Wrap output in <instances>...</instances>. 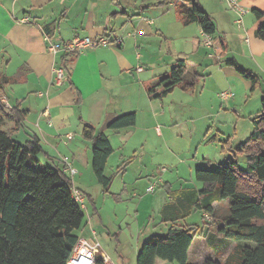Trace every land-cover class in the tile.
Segmentation results:
<instances>
[{"label": "crops", "instance_id": "1", "mask_svg": "<svg viewBox=\"0 0 264 264\" xmlns=\"http://www.w3.org/2000/svg\"><path fill=\"white\" fill-rule=\"evenodd\" d=\"M194 2L199 3L216 24L214 35L220 39L221 46L215 58L209 56L202 44V27L197 22L184 24L178 11L180 4L191 7ZM238 2L246 10L241 22H238L239 14L230 10L223 0H0V74L7 77L0 88V105L8 113L13 108L27 111L23 126L14 132L13 137L24 143L33 134L38 135L44 148L39 159L42 155L52 164L63 168L67 174H72L68 171L70 168L75 169L74 174H77V164L88 165L92 143L84 139L82 130L85 123H90L98 132L109 137L114 148L107 166L117 155V160H122L117 168L128 162L125 170L118 173L112 183L121 177V194L111 192V185L109 193L105 195H114L120 202L124 198L138 199L135 221L132 222L135 223L134 231L133 225L129 224L130 235H134V246H125L117 258L101 248L102 253L115 264H136L138 252L145 240L155 234H167L170 223L163 222L161 210L172 200L168 190L202 188L199 182L193 185L180 183L177 188L174 181L168 180L163 173L158 180L160 186L166 184L163 189L167 193L154 192V195L142 196L138 187L147 191L151 184L149 182L156 177L144 179L142 174H138L139 178H127V173L137 161L136 155L147 151L157 152L160 146L158 142L166 140L169 130L174 129L172 124L176 123V116L180 114L191 116L198 111L207 122L209 118L207 126L210 129L212 125H217L220 134L223 127L229 128L233 124L228 119L233 117H228L230 112L226 108L236 102L233 97L223 102L219 93L231 90L246 95L251 89V82L226 64L228 59L235 58L241 67L257 73L263 81L260 84L261 91L264 90V40L256 35L258 27L264 24V16L258 18L253 12V9H258L264 13V0ZM23 18H28V21L22 22ZM46 26L52 27L53 38L46 35ZM99 35L108 37L112 45L57 53H52L48 47L50 39L66 42L76 37ZM65 53L69 54L66 57L69 73L67 79L57 85L53 82V69L61 67ZM181 59L186 65L183 81L170 93L156 96L164 89L162 85H157L159 80ZM195 74L200 77L195 79ZM153 87L154 93H151ZM131 112L137 114L134 126L109 129L110 122L115 118ZM235 124L238 125V120ZM14 125V120L5 117L4 129L11 130ZM210 129H207L206 134ZM68 134H72L73 138L68 139ZM178 136L186 138L183 133ZM200 136L190 134L186 139L192 141L195 147L202 140ZM228 136L231 139L232 136ZM234 136L237 137V132ZM249 137L250 133L241 138L238 144ZM234 146L232 150L237 148ZM130 151L133 154L127 157ZM168 154L182 164L191 160L217 162L209 160L207 155L200 160L193 156L183 161L179 150L170 146ZM225 157L227 155L224 160ZM64 163L68 166L65 167ZM195 171L189 174H195ZM75 188L84 193L85 210L98 218L99 222H95L104 227L106 223L102 207L98 208L94 197L85 189ZM91 202L96 208L95 213ZM216 202L213 203L214 213L218 212ZM140 210L145 212L147 221H138ZM203 216H206L204 212ZM213 217L208 216L209 222L220 221L217 220L220 217ZM91 218L77 234L79 239L99 241V233ZM188 219L185 222L190 224ZM210 229L214 231L215 224ZM207 231V228L202 230L204 239ZM120 234L114 233L119 244ZM193 243L188 256L196 264H202L209 258L225 263L234 245L231 243L225 251L216 252L208 246L206 239L198 247H194ZM155 264L177 263L158 258Z\"/></svg>", "mask_w": 264, "mask_h": 264}, {"label": "trees", "instance_id": "2", "mask_svg": "<svg viewBox=\"0 0 264 264\" xmlns=\"http://www.w3.org/2000/svg\"><path fill=\"white\" fill-rule=\"evenodd\" d=\"M178 11L184 24L197 22L204 32L215 33L213 18L199 3L194 2L191 7L180 4ZM253 12L258 18L264 16L258 9ZM44 31L53 38L52 27L46 26ZM256 35L264 40V24L258 27ZM67 56L69 54L65 53L61 67L68 75ZM226 64L251 82V91L260 87L259 75L241 67L235 58L228 59ZM185 73V61L181 59L159 80L157 85L164 89L156 96L170 93L183 81ZM199 77L195 74V79ZM3 81L6 82L7 77L0 74V88ZM150 91L154 93V87ZM261 104L252 134L236 149L230 150L227 162L217 170L196 169L195 179L202 184L201 189L168 190L172 200L161 210L163 222L170 223L168 232L145 240L136 264H155L158 258L190 264L189 249L204 228L208 229L206 243L216 252L225 251L231 243L234 245L225 263L209 258L202 264H264V95ZM26 116L25 110L13 108L8 113L0 105V264H68L79 240L77 231L86 222L85 211L74 198L72 177L58 165L41 166L39 155L44 153V148L40 137L33 134L24 143L13 137L23 126ZM5 117L15 121L11 130L3 128ZM136 122L137 114L131 112L118 116L108 127L120 130ZM82 136L92 143L91 168L103 194L107 195L115 177L125 170L128 162L122 163L114 174L107 175L108 159L114 152L109 137L90 123L84 124ZM238 154L244 155L246 160L244 171L239 167ZM253 183L259 188L257 192L251 189ZM88 199L91 198L88 196ZM226 199L229 200V213L217 218L220 221L209 222L208 217L203 216L201 227L185 222L196 210L215 218L213 203ZM91 204L95 213L96 208ZM213 224L214 231L210 229Z\"/></svg>", "mask_w": 264, "mask_h": 264}, {"label": "rangeland", "instance_id": "3", "mask_svg": "<svg viewBox=\"0 0 264 264\" xmlns=\"http://www.w3.org/2000/svg\"><path fill=\"white\" fill-rule=\"evenodd\" d=\"M259 78L263 84V81L260 76ZM234 93L236 94V96L233 97V100H235L236 103L233 104L231 107L226 108L230 112L228 117L230 116L233 117V118H228L230 119L231 123H233L230 125L229 128L223 127V132L221 134L217 131L218 129L217 125L215 126L212 125V129H210L211 127L207 126L208 123H210L209 118L207 122V119L203 115H201V113H199L198 111L193 112L192 113L193 115L191 116H188V114L177 115L175 120L176 123L172 124V126H174V129L169 130L168 133L170 134L166 137V140H164L166 142L164 141L158 142L160 146L157 149V152L147 151V152H143L142 154L140 153L141 155L139 156L136 155L137 161L133 164V166L130 168V171L127 173L128 174L127 178L136 179L139 178L137 176L138 174H142V177L144 179L156 177V179H154L153 181L155 180L157 181L158 177H160L161 174L165 173L166 178L168 180L174 181L175 186L178 188L180 183L183 184L191 183L192 185L197 183L195 179V174H189L190 172L193 173L197 168L217 170L220 167L221 163L222 164L226 163L229 156H231V152H230L231 147L233 145H236L234 146V148L238 147L242 143L241 142L240 144H238L241 138L243 139V137H245V135H247L248 133H250V135L252 134L254 130V118L259 114V112L262 109L261 100L264 95V90L261 91V88L257 86L253 91L249 89V92L246 95L245 94L241 95L236 92ZM223 102H227V100ZM233 109H235V111H233ZM237 120H238V125L235 124ZM240 120H244V121H240ZM207 129H210L207 132L208 134H206ZM235 132H237V137L234 136ZM180 133H183L186 136V138L187 137L189 138L190 134H192V136L196 134L198 136L201 135L200 136L201 139L202 140L205 139V140L204 141L201 140V142L194 147L192 141L187 140L185 137L183 138L179 136L177 137V135H179ZM74 135L77 136L76 138H80L78 134L77 135L74 134ZM228 135L232 136L231 139ZM168 139L169 142H167ZM169 146L176 151L179 150V152L181 153L180 155L183 156L182 157L183 161L185 160V158L191 159V157L193 158V156L196 157V159L200 160L203 156L207 155L206 157H208L209 160H213L217 162L208 163L202 161V163H200L191 160L190 162H186L182 164L179 163L178 160H174L172 156L168 154ZM91 152L92 149L90 148L88 165L85 166L84 164L83 165L77 164L75 167L77 168L78 173L74 174L71 177L73 179V183L75 187L85 189L94 197L98 208L102 207V214L104 215V219L106 223L104 227L101 226L100 223L97 224L95 222V221L99 222L97 220L98 218L96 219L95 216L90 215L89 212L85 210L86 206H84L85 221H87L89 218L92 217L91 219H93V222L95 223L94 224L95 230L99 233L98 239L101 243V248L108 251V253H110V255H112L114 258H117L118 253L122 251V249H125V246H130V248L134 246V243L132 242L133 241L132 237L134 238V235H130L131 227L129 226V224L133 225L132 231H134L135 223L133 224L132 222L135 221V215H136L135 206L138 203L137 201L138 199L124 198V201L120 202L119 201L120 199H118L114 195L105 196L102 193V187L98 183L91 168ZM132 154L133 152L130 151L129 154H127L128 155L127 157L131 156ZM226 155L227 157H225L224 160V156ZM117 157L118 155L113 157L109 162V165L107 166L105 171L107 175H110L113 172H115L117 166L121 163L122 160L119 162L117 160ZM40 158H41L40 161L41 166L47 164L53 165L49 160L45 159L42 155ZM221 158H223V160H218ZM237 158L239 161L240 169L243 171L246 170L247 164L244 155L238 154ZM67 166L68 165L65 164V167ZM179 171H181V174H178ZM135 179H133V181H135ZM153 181H150L149 184L153 183ZM122 187H123L122 179L121 177H118L117 180L112 185L111 192L121 194ZM257 188H258L257 185L253 183L251 187L252 191L257 192L259 190V188L258 189ZM138 189L139 191H141L142 196L144 194L154 195L155 194L154 192H158V193L163 191L166 192L165 189H163V187L160 186V183L156 187V190L152 193L144 191L145 189L141 187H138ZM79 192L81 193V196L85 200L84 193L81 192L80 190ZM146 192L148 194H146ZM122 195L123 197H126L124 194ZM216 204L218 205L217 206L218 212H215V215L217 217H224L228 215L229 206H230L228 199L217 201ZM202 218H203L202 211L196 210L193 211L192 214L189 216L188 222L190 224H197L199 227H201L203 223ZM147 219L148 218L145 212L143 210H140L138 221L139 222L147 221ZM202 230L198 232V234L194 238V243H193L194 247L200 246L205 241L204 236L202 235ZM116 232H121L119 237V240L121 241L120 244L117 240L118 238L114 236V233ZM102 234H104V236ZM141 239L143 240L144 238L141 237ZM189 263L196 264L197 262L194 261L193 259H190Z\"/></svg>", "mask_w": 264, "mask_h": 264}, {"label": "built area", "instance_id": "4", "mask_svg": "<svg viewBox=\"0 0 264 264\" xmlns=\"http://www.w3.org/2000/svg\"><path fill=\"white\" fill-rule=\"evenodd\" d=\"M226 2L228 8L230 10H233L237 12L240 16V19L238 22H241V18L243 14L246 12L245 8H243L238 0H223ZM28 18H23L22 22H27ZM120 40H118L119 44ZM202 44L204 47L208 50L210 57H216L217 51L220 49L221 41L218 37H216L214 34L206 33L203 31L202 33ZM112 42L111 40L104 36L99 35L96 37H76L72 39L71 41H54L49 40V50L52 53H57L58 51H65V52H79L87 48H95L98 46H111ZM67 79V74L64 68L62 67H56L53 69V82L54 84L61 85L65 80ZM219 97L223 100H229L232 97H234V92L231 90H223L219 93ZM68 139H72L73 135L68 134ZM72 174L70 176H73L75 173V169L70 168L68 169ZM160 181H155L151 183L147 187V192H154L156 190V187L159 185ZM74 198L81 204V206L84 208L85 206V200L81 196V193L78 189H74L73 191ZM208 217V215H206ZM95 233V232H94ZM96 234V233H95ZM102 262V264H115L109 256L105 255L101 251V244L98 240L90 241L87 239H79L76 245L74 246L71 255L68 259V264H98L99 262Z\"/></svg>", "mask_w": 264, "mask_h": 264}]
</instances>
